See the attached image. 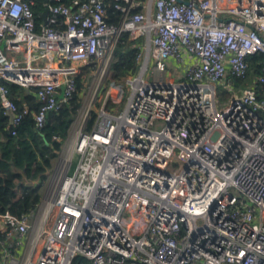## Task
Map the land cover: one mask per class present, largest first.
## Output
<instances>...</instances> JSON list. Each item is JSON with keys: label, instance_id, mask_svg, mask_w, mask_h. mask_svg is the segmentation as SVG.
Segmentation results:
<instances>
[{"label": "built area", "instance_id": "built-area-1", "mask_svg": "<svg viewBox=\"0 0 264 264\" xmlns=\"http://www.w3.org/2000/svg\"><path fill=\"white\" fill-rule=\"evenodd\" d=\"M59 1L37 24L33 0H0L9 124L30 108L6 83L33 89L42 127L87 68L39 204L0 214V264H264V0H115L117 24L105 0ZM123 32L143 43L115 80ZM257 54L258 75L237 82Z\"/></svg>", "mask_w": 264, "mask_h": 264}, {"label": "trees", "instance_id": "trees-1", "mask_svg": "<svg viewBox=\"0 0 264 264\" xmlns=\"http://www.w3.org/2000/svg\"><path fill=\"white\" fill-rule=\"evenodd\" d=\"M68 4L69 0H60ZM59 1V2H60ZM140 3L146 0H136ZM54 3V1H50ZM106 19L110 24H117L122 17V12L115 8V0H105ZM124 4L123 1H118ZM44 0H33L32 10L37 24L42 21V12L45 9ZM141 7H135L130 13H136ZM141 37L131 39L127 32H123L114 49L113 59L110 64L111 77L121 80L137 71V55ZM262 55H253L248 59L249 67L246 78L237 82L247 83L252 81L260 71ZM87 73L83 69L81 76L76 79L77 93L60 105L55 110L46 114L45 123L37 127L31 111L38 107V101L33 89L26 91L24 88L6 83L10 97L15 104L22 108L28 105L30 111L24 114L21 120L15 124H9V116L0 106V214L6 211L20 217L35 209L41 199V184L47 177L49 164L56 158L63 139L68 133V128L75 113L82 103L80 88L83 85L82 75ZM86 74L84 75V77ZM58 136L57 140L54 137ZM51 161V162H50ZM6 242L5 232L0 231V255L1 247ZM87 259L76 256L74 264H87Z\"/></svg>", "mask_w": 264, "mask_h": 264}, {"label": "rangeland", "instance_id": "rangeland-1", "mask_svg": "<svg viewBox=\"0 0 264 264\" xmlns=\"http://www.w3.org/2000/svg\"><path fill=\"white\" fill-rule=\"evenodd\" d=\"M45 13H46V10L42 12V17L45 16ZM143 39V38H142ZM152 74V70H151V67L149 68V72H148V77ZM228 93L223 89V88H219V94H218V104H224L226 102V100L228 99ZM101 104V101H98L97 105H100ZM116 105L115 104H112V103H109L107 105V110L112 112L113 111V108L115 107ZM51 162V161H50ZM55 160H53L49 166H48V171H47V177L45 179V181L41 184V188L40 190L42 191L43 188H44V185L46 184L52 170H53V164H54Z\"/></svg>", "mask_w": 264, "mask_h": 264}, {"label": "water", "instance_id": "water-1", "mask_svg": "<svg viewBox=\"0 0 264 264\" xmlns=\"http://www.w3.org/2000/svg\"><path fill=\"white\" fill-rule=\"evenodd\" d=\"M46 1V0H44ZM152 0H147L148 3H150ZM177 1H183V0H177ZM26 91H29L28 89H25ZM9 116L12 117V113H9Z\"/></svg>", "mask_w": 264, "mask_h": 264}]
</instances>
